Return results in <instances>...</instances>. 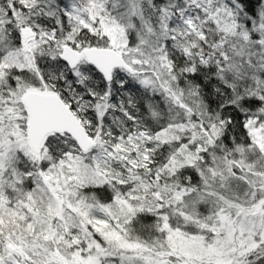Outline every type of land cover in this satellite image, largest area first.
<instances>
[{"label": "snow or ice", "instance_id": "1", "mask_svg": "<svg viewBox=\"0 0 264 264\" xmlns=\"http://www.w3.org/2000/svg\"><path fill=\"white\" fill-rule=\"evenodd\" d=\"M0 264H264V0H0Z\"/></svg>", "mask_w": 264, "mask_h": 264}]
</instances>
